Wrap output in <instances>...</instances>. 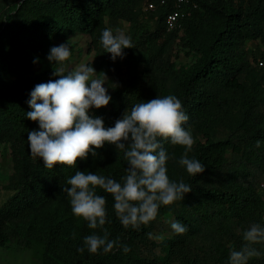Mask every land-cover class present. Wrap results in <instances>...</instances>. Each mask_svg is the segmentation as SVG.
Returning a JSON list of instances; mask_svg holds the SVG:
<instances>
[{
	"label": "trees",
	"instance_id": "obj_1",
	"mask_svg": "<svg viewBox=\"0 0 264 264\" xmlns=\"http://www.w3.org/2000/svg\"><path fill=\"white\" fill-rule=\"evenodd\" d=\"M146 1L150 0H19L14 7L17 0H0V143L9 144L13 159L8 184L13 193L0 208V248L8 249L11 244L28 250L38 247L42 264H229L230 251L245 243L243 232L253 223L264 226V196L260 193L264 189V66L254 68L245 48L248 39L264 40V0H252L247 8L232 0H191L193 14L182 22L198 20L197 34L191 38L198 60L191 69L178 70L166 65L172 30L167 29L165 19L175 8L173 0L165 4L157 0V27L151 35L161 42L156 57L165 65L162 89L157 88L150 99L168 91L182 101L189 116L185 127L191 132L220 125L226 133L212 143L197 142L188 152L189 158L205 167L196 176H189L179 164L185 148L164 142L169 178L183 180L192 192L171 206H161L148 226L125 229L115 215L113 197L98 190L107 200L110 223L104 227L109 239H118L131 250L126 254L122 247L110 253L77 251L85 236L102 232L89 229L73 215L63 193L66 180L80 170L121 182L127 162L122 152L117 154L106 143L96 157L90 154L87 160L78 161L77 168H46L28 146V131L39 128L26 116L31 111L30 92L39 83L59 78L53 72L61 66L47 60L56 40L75 33L101 34L105 17L131 21L132 11ZM243 77L248 78L246 85L240 82ZM141 83L135 77L131 86L121 85L107 107L93 109L91 114L103 117L106 127L114 126L126 109L148 100ZM235 110L238 116L233 119ZM257 140L261 141L259 148ZM225 148L233 149L232 155L219 161ZM173 222L185 225L187 232L175 234ZM164 231L169 236L157 241L155 235ZM147 233H152L151 239ZM253 247L261 255L248 264H264V244Z\"/></svg>",
	"mask_w": 264,
	"mask_h": 264
},
{
	"label": "clouds",
	"instance_id": "obj_2",
	"mask_svg": "<svg viewBox=\"0 0 264 264\" xmlns=\"http://www.w3.org/2000/svg\"><path fill=\"white\" fill-rule=\"evenodd\" d=\"M100 44L113 61L123 59L125 49L134 48L131 37L120 29L114 33L105 28ZM71 56L69 41L50 48L47 60L61 66L53 72L59 78L39 83L30 92L31 111L26 116L37 122L39 128L28 131V146L31 155L40 158L48 169L57 165L77 168L78 161L87 160L90 154L96 157L97 150L106 143L113 145L117 154L123 153L127 167L121 182L96 172L77 170L66 180L63 193L69 199L73 215L85 221L89 229L102 232L85 236L78 252L110 253L122 247L126 254L131 250L128 245L109 239V231L104 227L110 223L107 200L98 190L113 197L115 215L125 229L139 230L156 220L161 206H171L192 192L183 180L175 182L169 178L166 167L169 154L164 142L185 148L179 164L189 176L204 173L205 167L188 156L195 140L185 127L189 116L178 97L169 94L135 103L114 126L106 127L103 117L91 113L93 109L107 107L112 100L105 84L113 89L117 84L110 83L105 72L97 73L89 64L82 63L66 71L64 65ZM260 144L257 140L256 147ZM171 228L178 235L187 232L180 222H173ZM147 235L152 238V233ZM243 240L245 243L239 250L230 251L229 264H248L251 258L261 255L253 245L264 244V226L251 224L243 232Z\"/></svg>",
	"mask_w": 264,
	"mask_h": 264
},
{
	"label": "rangeland",
	"instance_id": "obj_3",
	"mask_svg": "<svg viewBox=\"0 0 264 264\" xmlns=\"http://www.w3.org/2000/svg\"><path fill=\"white\" fill-rule=\"evenodd\" d=\"M157 0H150L138 5L132 11L131 21L126 19H119L117 21H110L108 17L103 19L105 28H110L115 33L116 29L122 30L126 35L130 36L134 44V48L125 49V57L123 59L117 58L116 61L111 59V54L102 52L100 44V32L94 34H80L75 33L64 39H59L54 42V46L69 41L72 56L69 61L64 65L65 70L75 68L80 64H89L97 71V73L105 72L110 83H116L115 89L108 88L109 95L117 92L121 85L131 86L134 78L144 82V88L149 95L148 100L152 98L158 89H162L161 85V72L165 64H160L157 60L156 54L160 48L161 42L157 40L156 35H151L155 32L157 27V15L155 13ZM230 0H227L229 2ZM236 4L243 5L247 8L252 0H232ZM153 2L155 8L151 9L149 4ZM191 0H188V7H185L189 13L193 14ZM194 3V2H193ZM19 0L16 5L18 6ZM195 4V3H194ZM173 5L175 3L173 2ZM175 7V6H174ZM193 16V15H192ZM191 16V17H192ZM208 22L211 21L207 16ZM214 20V19H212ZM198 20L196 18L179 22L172 28V36L170 41V55L168 56V63L170 69L178 70L182 68L191 69L198 56L191 48V39L197 34ZM102 33V31H101ZM202 34H206L205 31ZM245 48L248 52V60L254 68L259 69L258 66H264V40L262 38H253L245 41ZM261 63V64H260ZM251 80V77H249ZM246 85L248 78L240 81ZM166 95L170 93L162 90ZM232 118L238 116L237 110L231 115ZM226 129L217 125L211 130L193 131L195 143H212L216 138L224 137ZM194 143V144H195ZM233 149L225 148L220 155V160H225L231 157ZM13 174V159L11 148L8 143H0V208L5 201L12 195L8 187L10 177ZM264 196V189L260 190ZM167 231L155 235L157 241L164 237H168ZM159 251V248H157ZM0 264H42L41 249L36 247L28 250L18 244H11L8 249L0 248Z\"/></svg>",
	"mask_w": 264,
	"mask_h": 264
},
{
	"label": "built area",
	"instance_id": "obj_4",
	"mask_svg": "<svg viewBox=\"0 0 264 264\" xmlns=\"http://www.w3.org/2000/svg\"><path fill=\"white\" fill-rule=\"evenodd\" d=\"M161 4H165L167 0H161ZM175 3V8L169 12L166 16L165 22L168 30H172L179 22H181L186 17L190 16L191 13L187 11L184 7L188 3V0H173ZM151 9L155 8V4L151 2L149 4ZM261 64V63H260Z\"/></svg>",
	"mask_w": 264,
	"mask_h": 264
}]
</instances>
